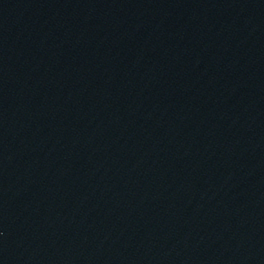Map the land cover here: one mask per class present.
<instances>
[{
    "label": "water",
    "instance_id": "95a60500",
    "mask_svg": "<svg viewBox=\"0 0 264 264\" xmlns=\"http://www.w3.org/2000/svg\"><path fill=\"white\" fill-rule=\"evenodd\" d=\"M12 264H264V0H150Z\"/></svg>",
    "mask_w": 264,
    "mask_h": 264
}]
</instances>
